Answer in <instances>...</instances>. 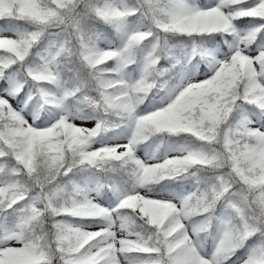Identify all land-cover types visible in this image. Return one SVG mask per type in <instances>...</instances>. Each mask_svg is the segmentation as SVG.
<instances>
[{
    "label": "snow or ice",
    "instance_id": "1",
    "mask_svg": "<svg viewBox=\"0 0 264 264\" xmlns=\"http://www.w3.org/2000/svg\"><path fill=\"white\" fill-rule=\"evenodd\" d=\"M0 264H264V0H0Z\"/></svg>",
    "mask_w": 264,
    "mask_h": 264
}]
</instances>
